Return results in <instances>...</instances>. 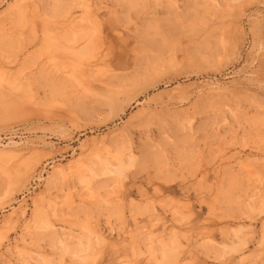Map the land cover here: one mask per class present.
<instances>
[{
  "label": "rangeland",
  "instance_id": "rangeland-1",
  "mask_svg": "<svg viewBox=\"0 0 264 264\" xmlns=\"http://www.w3.org/2000/svg\"><path fill=\"white\" fill-rule=\"evenodd\" d=\"M0 264H264V0H0Z\"/></svg>",
  "mask_w": 264,
  "mask_h": 264
}]
</instances>
